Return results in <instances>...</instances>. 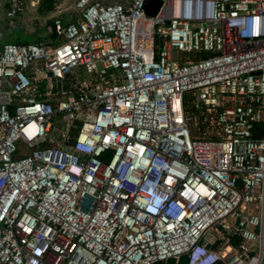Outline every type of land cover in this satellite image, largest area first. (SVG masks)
<instances>
[{
  "label": "built area",
  "instance_id": "obj_1",
  "mask_svg": "<svg viewBox=\"0 0 264 264\" xmlns=\"http://www.w3.org/2000/svg\"><path fill=\"white\" fill-rule=\"evenodd\" d=\"M160 1L0 44V264H264V0Z\"/></svg>",
  "mask_w": 264,
  "mask_h": 264
},
{
  "label": "rangeland",
  "instance_id": "obj_2",
  "mask_svg": "<svg viewBox=\"0 0 264 264\" xmlns=\"http://www.w3.org/2000/svg\"><path fill=\"white\" fill-rule=\"evenodd\" d=\"M78 0H57L55 9L51 13H40L39 8L41 0H25L26 12L11 27L7 22L5 10L2 4L5 0H0V33H3L1 43H15L17 38L22 42L34 43L37 41H46L50 38L49 28L51 22L57 17L64 21L73 18L76 15L75 6ZM7 28H13L7 31ZM49 33V34H48ZM197 127L192 124L194 134H197ZM179 264H187V258L183 257Z\"/></svg>",
  "mask_w": 264,
  "mask_h": 264
},
{
  "label": "trees",
  "instance_id": "obj_3",
  "mask_svg": "<svg viewBox=\"0 0 264 264\" xmlns=\"http://www.w3.org/2000/svg\"><path fill=\"white\" fill-rule=\"evenodd\" d=\"M57 3V0H41V5L39 8V12L40 13H51L54 9H55V5ZM54 25V21L51 22V26ZM58 34V30L56 28H54V34L53 36L56 37ZM16 44H26L28 42H22L21 40H17L15 42ZM208 55L206 54H199L194 56L195 59L198 58H203V57H207ZM194 101V98L191 95H187L186 96V109L187 112L190 116L194 117L196 115V109L195 107L192 105V102Z\"/></svg>",
  "mask_w": 264,
  "mask_h": 264
},
{
  "label": "water",
  "instance_id": "obj_4",
  "mask_svg": "<svg viewBox=\"0 0 264 264\" xmlns=\"http://www.w3.org/2000/svg\"><path fill=\"white\" fill-rule=\"evenodd\" d=\"M153 2L156 4L155 8H150V6L146 7V14L151 17H155L158 14L162 5V2L160 0H153ZM169 263L173 264L174 260H170Z\"/></svg>",
  "mask_w": 264,
  "mask_h": 264
},
{
  "label": "crops",
  "instance_id": "obj_5",
  "mask_svg": "<svg viewBox=\"0 0 264 264\" xmlns=\"http://www.w3.org/2000/svg\"><path fill=\"white\" fill-rule=\"evenodd\" d=\"M2 7H3V9L5 10V2L2 4ZM25 12H26V6H25V11H24V13H25ZM24 13H23L20 17H22V16L24 15ZM19 19H20V18H19ZM68 20H70V19H68ZM68 20L64 21V19H63L64 23H66ZM12 29H13V28H7V31H12ZM48 34H49V33H48ZM49 35H50V34H49ZM3 36H4V35H3V33L1 32V33H0V40L3 38ZM19 38H20V37H18L17 40H20ZM49 39H50V38H49ZM0 44H4V43H1V42H0Z\"/></svg>",
  "mask_w": 264,
  "mask_h": 264
}]
</instances>
